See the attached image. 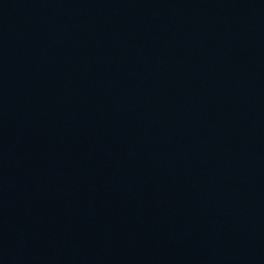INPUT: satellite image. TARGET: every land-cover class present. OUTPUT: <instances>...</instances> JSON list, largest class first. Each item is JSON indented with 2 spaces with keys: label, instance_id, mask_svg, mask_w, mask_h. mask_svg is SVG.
I'll return each mask as SVG.
<instances>
[{
  "label": "water",
  "instance_id": "95a60500",
  "mask_svg": "<svg viewBox=\"0 0 264 264\" xmlns=\"http://www.w3.org/2000/svg\"><path fill=\"white\" fill-rule=\"evenodd\" d=\"M0 264H264V0H0Z\"/></svg>",
  "mask_w": 264,
  "mask_h": 264
}]
</instances>
